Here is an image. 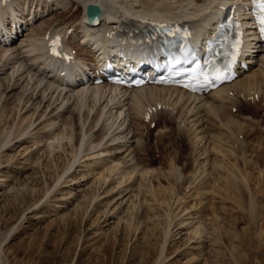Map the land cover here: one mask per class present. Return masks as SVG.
Returning a JSON list of instances; mask_svg holds the SVG:
<instances>
[{
  "label": "rangeland",
  "instance_id": "1",
  "mask_svg": "<svg viewBox=\"0 0 264 264\" xmlns=\"http://www.w3.org/2000/svg\"><path fill=\"white\" fill-rule=\"evenodd\" d=\"M69 8L71 11L66 13H60V10L55 8L50 9V13L37 20L34 29L40 30L43 22L59 19L64 15L62 19L73 17L78 12L84 15L82 8L77 4H71ZM20 34V39L13 41V45L18 48L24 46L21 45V40L26 38ZM3 47L0 43V49ZM262 54L264 53H260V57ZM8 65L7 69L0 71V83L4 82L6 75L13 70V65ZM24 80H21V85L11 93L13 97H16L28 82ZM31 82L28 92L33 89L34 82ZM35 86L36 84L33 87ZM43 86L44 83L41 87ZM59 92L56 91L54 99L59 96ZM4 97L0 102V144L5 142L9 134L20 131V127L28 126L30 119L35 121L45 112L44 105L36 110L37 108L31 105L33 100L22 109V105L17 108L16 98L12 97L13 99L5 104ZM234 102L240 101L235 99ZM255 103L248 105L249 101H243L240 103L241 107L237 105L233 110L228 107L225 111V117H234L237 124L232 120V127L235 134H240L239 140H242L241 143L239 141L237 159L226 160L231 166L230 172L221 167L218 168L220 171H214V165L209 164L221 160L209 153L210 143L209 146L207 143L203 144L202 149H209L208 153L212 154L208 156L209 160L201 157L196 161L195 146L176 119L168 123V127H164V123L157 119L159 124L155 127H150L149 124L147 127V123L144 125L145 122L142 124L140 121L141 130H133L137 138L134 137L132 141L140 138L141 143L144 142V147L140 148L142 158L139 155V160L143 163L141 165H145L143 171L136 170L131 174L126 166L136 163V158H127L131 159L132 163L126 164L125 160V163L118 162L126 156L115 155L116 152L111 148L116 145L111 147V144L107 145L108 147L99 146L94 151L86 150L89 146L87 145L86 152L80 151L79 162L72 166L75 152L80 145L83 147L82 144L89 139H103L102 133L107 138L103 141L104 145L110 136L115 134L113 129L121 121L119 120L110 130L111 133L106 135V131L99 129L104 119H101L98 127L91 130L88 128L93 123L91 117L86 127L83 122L79 123V118H75L78 128L72 130L70 125L54 114L48 115L51 111L49 109L36 122L38 125L42 123L40 127L33 130L37 124L35 127L31 126L28 134L17 137L10 145L0 148V264H264V102L257 98ZM125 106L128 114L131 105L128 102ZM24 117L26 120H22ZM204 119L206 121V118ZM239 121L243 128L238 127L241 125ZM215 124L210 122L207 125L205 122L206 128L210 127L213 133L219 132L221 128H216L218 124ZM63 131L66 132L63 139L51 138ZM84 133L87 138L91 137L84 139ZM131 133L128 138L132 136ZM159 133L167 136L162 137ZM105 149L111 150L110 153L106 154ZM174 157L184 175L189 176L192 173L194 179L190 175L191 181L195 180L197 175L198 178L190 181L192 186L178 188L176 185V194L182 197L185 195L186 203L174 202L177 197L172 193H168L174 197L173 202L170 200L171 205L170 201L156 203L151 197V192L158 188L170 189V164L173 163ZM205 163L207 171L203 173L201 171ZM110 167H113L112 170ZM96 168L104 169L106 175L111 172L112 174L106 177L104 182L102 178L98 179L101 181L96 180V172L94 175L83 177L85 172ZM95 175L96 177H93ZM112 182L117 188L108 193ZM120 183L122 184L119 185ZM197 192L198 194H195ZM199 192L205 196L198 197ZM235 200L238 201L235 203ZM252 200L254 205L251 210ZM185 207H189V211L184 212ZM199 209L202 213H199ZM166 212L173 219V224L170 228L172 234L169 235L165 251L162 252L163 220L167 217ZM188 213L191 215H187ZM186 219L193 221L190 225L200 221L207 225L208 229L206 228L204 235L201 234L200 238L197 236L199 241H203V245L200 246L199 241L184 245L188 234L194 236L186 227L178 229L180 223ZM211 219H218V225H222L220 238L213 235V221H208ZM205 222L209 223L204 224ZM214 228L219 229V226L216 224ZM194 256L196 257L193 258Z\"/></svg>",
  "mask_w": 264,
  "mask_h": 264
},
{
  "label": "bare ground",
  "instance_id": "2",
  "mask_svg": "<svg viewBox=\"0 0 264 264\" xmlns=\"http://www.w3.org/2000/svg\"><path fill=\"white\" fill-rule=\"evenodd\" d=\"M233 1L235 0H0V43L4 46L3 49H0V71L4 70L5 68L7 69L9 63L13 65V70L11 71V73L7 74L5 81L0 83V102H2L4 96L5 97L3 102L5 104L8 100L16 98V102H18V104H16L17 108L22 105L23 109L24 107L28 106L33 100L31 105L35 106L37 108L36 110H38L41 105H44V114L46 113V111L51 109L48 115L54 114L56 117L60 118L61 121H64L68 125H70L69 127H72V130H74V128H78V123L75 122V118H79V123L80 121L81 123L83 122V126L86 127L87 121H89V118L91 117L93 123L88 126V128H91V130L93 128H96V126L98 127L101 119H104L103 122H101L99 129L104 132L106 131L105 134L108 132L111 133L110 130H112L120 120L121 123H119L113 129L115 134L110 136L109 141L104 145H102L103 141L107 139L105 138L104 133H102L104 136L101 135V138L103 139L98 138L100 140L95 139L94 141H92V139H89V137L91 136H88L87 138V134L84 133V139L87 138L89 140H84L86 141V143L82 144L84 146L82 147L80 145V147H78V149L76 150L72 166L77 161L79 162L80 158L78 159V157L80 151L81 153L86 152V150L94 151V149H97L99 146L106 147L107 145L111 144V147L113 145H116L111 148V150H114V152H116L115 155L122 154L126 156L122 159L120 158L118 162H126L127 164L128 162L132 161L131 159H127L128 157L132 156L133 158H136V163L126 166L127 169H130L128 170L131 174L135 173L136 170L143 171V168L145 166L141 165L143 163H141L142 161L139 160V155L141 152L140 148L144 147L142 146L144 142L141 143L142 140L140 141V138L136 141H132L134 137L135 139L137 138L134 131H137V128L138 130L140 129L139 127L142 126V122H145L144 125H146V120H144V117L142 115L143 109L145 106H159V104L161 103L162 108L156 109V112H154L152 116L153 120H151L149 123H152L153 121H156V119H158L160 123H164V127H168V123L172 122V120H178L180 122L182 131H185L187 133V137L189 138V140H192V143L195 146V155L197 156V158L195 157L196 161H198V158L201 157H203V159L205 158L209 160L208 156L214 154L216 158L218 156L221 159L220 162H208L210 165H214V171L218 170V168L220 169V167L225 169V171H229L231 169V166L228 165V159H237V150L242 140H239L238 136L240 134H235V131L233 129V122L236 123L234 117H225V111L228 110L227 108L229 107L228 104H233V106L230 105L229 107L231 110H233V107H235L234 104H238L234 101L235 99H239V97H241L242 100L246 101L247 103L249 101L248 105H250L251 103H255L257 98L260 102H264V54H262L263 56L261 59L259 58V53H264V50L261 46V43L254 40L253 37L249 41V48L252 49L250 51L252 55L249 56V62L251 63L249 65V70L243 71L241 73V76L239 78H236L233 83L219 87L217 90L209 92L208 95H194L185 92L178 87L172 86L165 87L156 85L140 87L138 89H122L110 84L106 85L105 83H93L92 85L89 83H85L83 77H81L79 74L82 70H84V68L92 65H94V71L96 69H99L104 60V54L107 57H112L116 49H121L124 47L129 51V56L135 54L137 52L138 46L140 45V41H138L139 39L136 37V31L138 29L144 31L145 28H149L150 25L148 21L153 20V18L169 20V18H172L174 16H182L184 18H188L189 20H194L195 24H197V27L200 30H206L208 26L211 25L212 11L209 10L214 9V7H212V4L216 3L226 5ZM90 3H97L102 8V13L98 18V20H100L99 25L86 23V20L88 18L86 7ZM71 4H73V6H75V4L80 6L84 12V15H80L78 14V12V15L75 14V16L73 17H65L64 19H62L65 16L64 15L59 19L43 22L39 27L40 30L34 29L33 26H35L37 20L44 17L45 14H48L50 9L55 8V10H60V13H63V11H65L64 13H66L69 11V6H71ZM239 9L242 10V7H240ZM28 16L29 18H27ZM43 25L45 26L44 28ZM65 27H67L68 29L74 28V31L68 37L66 43L68 49H71V51L76 49L75 61L71 64H64L62 62L50 59L47 56L46 52H44V46L42 45L44 35L48 30L64 31L66 29ZM24 32H26V34H24ZM20 33H22V36L25 35L26 38L21 40V45L23 44L24 46L18 48L13 45L15 43L13 41L16 38L17 40L20 39ZM253 51L259 52L258 55L253 54ZM8 60L13 62H7ZM33 62H35V64ZM23 79H25V82L26 80H28V82L23 87L21 92H19L17 95L15 94L16 97H13L11 93H14V91L17 90L20 81ZM30 81L34 82L33 84H36V86L33 87L34 85H32L33 89L28 92V85L30 84ZM43 83L44 86L41 87ZM38 87L41 89H39ZM56 91L60 92L58 94L59 96L54 99ZM8 92L12 95H10L11 97L9 96ZM46 92H48V94H46ZM229 92H233L234 96L231 97L229 95ZM5 93L7 94L5 95ZM128 102L131 106H129L130 112L127 111V114L125 110V104H127ZM240 103H242V101L239 102V106ZM174 111L176 112L174 113ZM44 114L38 116L35 121H32L30 119V124L28 126L24 127L22 125V128L24 129L20 127V131L9 134L5 139V142H1L2 144H0V148L10 145L15 141L17 137L19 138L22 135L28 134L27 132H29L31 126L33 127L34 125H36V122L39 121V119L42 118ZM204 118H206V121H204ZM22 120H26V118L24 117L22 118ZM232 120L234 121L232 122ZM140 121L142 123L141 125ZM205 122H207V125H209L210 122L218 124L215 127H221L219 129V132L213 133L210 127L206 128ZM239 122L241 124V121ZM52 123L54 125L55 121L53 120ZM41 125L42 123H40L39 125L37 124L36 127L34 126L35 128L33 130H36ZM212 125L214 126V124ZM238 127L243 128L242 124ZM33 130H31V133L33 132ZM116 130H118V132H116ZM113 131L112 133H114ZM31 133H29V135H31ZM65 133L66 132L63 131L60 134L54 135V137H50L61 140L64 136H66ZM130 133L132 134V136L128 138V135ZM206 143L208 144V146L210 143V151L209 149H206V147L205 151L202 150L204 148L203 144ZM87 145H89L90 147L88 146V149L85 150V147ZM235 146L236 148H234ZM110 151L105 149L104 152H106L107 154L110 153ZM208 151L212 154H209ZM140 156L142 158L143 155ZM212 157L210 161L212 160ZM120 160H123V162ZM143 162L145 161L143 160ZM176 163L177 160L174 157L173 163L170 164V170L172 173V180H170L169 182L170 189L164 190L163 188H161L163 189L161 190L158 188V190L152 191L151 197L154 198V202L157 201L158 203H163L164 201H172L174 197L169 196L170 194L168 195V193H172V195L175 194V197H177L176 199H178H175L174 202L179 203L180 201L183 204L184 201V203H186L185 195L182 197L181 195L176 194V185L178 186V188L184 187L185 185L187 187L189 185L192 186V183H190V175H192V173L189 174V176L188 174H185V176ZM205 164L202 167L201 171L203 173L207 171V164ZM215 167H217V169ZM187 168L189 167H186V169ZM101 169L102 168H96L95 170L92 169L91 172L88 170L84 173L83 177H86L89 174L94 175L93 173L96 172V175H98L96 180L101 181L98 179L102 178V182H104L105 178L110 177L112 172L110 170V175H106L105 170ZM233 172V174H235L234 169ZM96 175L93 177H96ZM197 176L195 180L198 178ZM192 177L193 175L191 176V178ZM195 180H192L191 182ZM113 183L114 182H112V187L108 190V193L117 188V186H114ZM206 183L208 182L206 181ZM121 184L122 183H120L119 185ZM202 184L203 183H201L200 185ZM186 189L189 190V188ZM199 193L200 194L198 197L205 196L204 194H202V192ZM195 194H198V192ZM171 201L169 202V204L171 203ZM237 201L235 200V203ZM251 203L252 205H250V207L252 210V207L254 205L253 200ZM206 205L208 206V204ZM189 209V207H185L183 211L186 212L189 211ZM198 211L199 213H202V211L200 212V209ZM187 215L190 216L191 213H188ZM207 215L205 216V214H203V216L205 217H207ZM204 218L203 220L205 221ZM214 219L208 221H213V223L211 222L213 229H215L214 231L212 230L213 235L220 238L221 232L219 231L222 230V225L220 223L218 225V219ZM219 220H221V218ZM163 221L164 241L161 244L163 249L162 252L165 251L166 242L168 241L169 235L172 234V230L170 228L173 224V219L170 217V214L167 213V217ZM189 222V219L183 220L180 223V227L178 228L184 229V227H186L187 230L194 235L189 236L188 234V236L186 237L187 241H185L184 245H189V243L191 244L192 242L194 243L196 241H199L197 239V236L198 238H200L201 234L206 232L207 228V225H203V221H200V223L194 222L195 224L193 225H190L193 221H191L190 223ZM208 223L205 222L204 224ZM216 224L217 226H219V229L214 228ZM153 229L157 231L156 227H154ZM202 242H198L200 246L201 244L203 245ZM194 249L195 248L193 247V250ZM1 252L2 250L0 246V259ZM197 256H199V254ZM195 257L196 256H194L193 258Z\"/></svg>",
  "mask_w": 264,
  "mask_h": 264
},
{
  "label": "water",
  "instance_id": "3",
  "mask_svg": "<svg viewBox=\"0 0 264 264\" xmlns=\"http://www.w3.org/2000/svg\"><path fill=\"white\" fill-rule=\"evenodd\" d=\"M100 8H99V6L98 5H96V4H90L89 6H88V8H87V12H88V14L91 16V15H93L94 13H100Z\"/></svg>",
  "mask_w": 264,
  "mask_h": 264
}]
</instances>
